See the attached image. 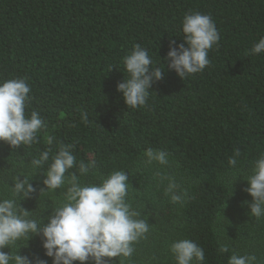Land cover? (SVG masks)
<instances>
[{
    "label": "trees",
    "instance_id": "16d2710c",
    "mask_svg": "<svg viewBox=\"0 0 264 264\" xmlns=\"http://www.w3.org/2000/svg\"><path fill=\"white\" fill-rule=\"evenodd\" d=\"M192 11L210 15L221 38L203 73L181 80L164 57L171 40L183 42L181 21ZM262 36L264 0H0V80L27 77L28 111L47 124L31 147L14 151L0 142V176L38 155L50 135L54 151L72 143L78 160H96L88 182L113 170L130 173L134 206L145 205L153 226L135 264L152 255L156 264H173L167 244L177 236L204 249V264H227L231 252L220 253V242L264 259V220L249 215L247 181L238 178L232 192L222 179L234 149L245 170L264 151V54L245 56ZM137 43L165 71L148 106L129 109L117 85L127 78L121 60ZM149 147L170 153L189 189L185 207L168 205L162 192L149 190L150 175L135 170ZM43 171L32 181L37 192L20 202L37 217L49 215L57 199L39 197ZM20 244L21 255L52 264L40 236Z\"/></svg>",
    "mask_w": 264,
    "mask_h": 264
},
{
    "label": "clouds",
    "instance_id": "9594fccd",
    "mask_svg": "<svg viewBox=\"0 0 264 264\" xmlns=\"http://www.w3.org/2000/svg\"><path fill=\"white\" fill-rule=\"evenodd\" d=\"M181 32L183 42L177 44L171 40L164 60L167 69L185 80L203 73L211 64L209 52L219 46L221 37L212 17L199 11L183 16ZM260 54H264V36L245 52V56ZM121 63L127 78L118 83L117 91L127 108L147 107L150 89L163 79L165 65L161 59L154 61L148 49L138 43ZM31 92L27 77L0 80V142L14 151L40 143L41 133L47 131L40 113L28 111ZM44 143L47 147L28 163L23 161L0 176V264H47L39 256L30 258L19 252L20 242L37 235L41 237L44 255L51 258L52 264H110L113 258L115 264H135L138 245L148 240L153 226L145 218L148 214L145 205L137 202L134 206L130 173L113 170L95 182H88L85 178L94 172L95 159L78 160L72 143L60 145L54 151V138L50 135L44 136ZM240 156V149H234L228 158L230 170L222 178L223 183L233 192L234 183L243 177L248 183L244 190L252 197L248 203L249 215L257 221L264 220V151L259 152L247 170L238 167ZM173 163L169 152L149 147L134 162V168L150 175V191L162 192L165 202L179 209L191 197ZM45 167L44 187L39 188V197L60 191L52 202L51 213L37 217L34 211L21 207L20 202L37 192L32 181ZM5 248L9 251L5 252ZM167 250L173 264H204L206 259L204 249L189 238L177 236L168 242ZM218 251L231 252L227 264H264V259L255 253L240 254L227 243L220 242ZM156 262L157 257L152 255L143 264Z\"/></svg>",
    "mask_w": 264,
    "mask_h": 264
},
{
    "label": "rangeland",
    "instance_id": "374dc122",
    "mask_svg": "<svg viewBox=\"0 0 264 264\" xmlns=\"http://www.w3.org/2000/svg\"><path fill=\"white\" fill-rule=\"evenodd\" d=\"M57 192H58V190H57ZM51 199H53L54 200V198H58V196H56L55 194H52L51 196L50 195H48Z\"/></svg>",
    "mask_w": 264,
    "mask_h": 264
}]
</instances>
